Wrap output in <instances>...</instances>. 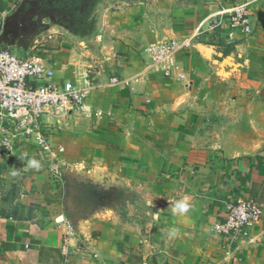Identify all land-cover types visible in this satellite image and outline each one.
<instances>
[{
	"label": "crops",
	"instance_id": "obj_1",
	"mask_svg": "<svg viewBox=\"0 0 264 264\" xmlns=\"http://www.w3.org/2000/svg\"><path fill=\"white\" fill-rule=\"evenodd\" d=\"M242 1L249 2L250 33L222 27L201 32L177 56L184 80L141 73L150 43L163 35L183 40L217 8ZM160 3L112 8L97 0L83 29L53 33L57 25L32 29L31 1L0 0V37L9 41L0 46L45 56L55 82L92 86L81 107L65 113L48 108L42 116L49 142L64 148L66 172L97 176L132 199L125 210L104 208L71 219L34 138L0 132V264H264V213L235 237L214 230L230 203L264 201V158L230 153L208 89L219 70L233 73L229 59L235 54L252 75L246 83L264 86V0ZM24 21L28 32L16 36ZM220 43L227 46L219 52L214 46ZM222 55L231 70L218 64ZM112 76L119 82L109 84ZM22 153L40 161V169L27 168ZM184 196L191 209L173 215L171 202ZM64 219L75 227L66 253Z\"/></svg>",
	"mask_w": 264,
	"mask_h": 264
},
{
	"label": "built area",
	"instance_id": "obj_2",
	"mask_svg": "<svg viewBox=\"0 0 264 264\" xmlns=\"http://www.w3.org/2000/svg\"><path fill=\"white\" fill-rule=\"evenodd\" d=\"M218 27L250 33L249 2L221 7L201 20L183 40L164 37L151 43L147 47L148 59L141 73L158 72L171 80H184L186 75L180 68L177 54L201 32ZM108 82L116 84L119 79L112 76ZM91 87L86 84L76 88L68 81L55 82L54 71L45 56L40 53L20 56L11 47L0 46V132L27 140L34 138L36 150L55 182L62 180L67 163L62 158L64 148L49 142L42 116L48 108L65 113L81 107ZM2 147L9 148L8 139L3 140ZM263 213V205L254 197L236 200L226 207L214 230L222 236L235 237L246 225L258 222ZM62 226V250L66 253L69 239L75 236V227L70 219H64Z\"/></svg>",
	"mask_w": 264,
	"mask_h": 264
},
{
	"label": "rangeland",
	"instance_id": "obj_3",
	"mask_svg": "<svg viewBox=\"0 0 264 264\" xmlns=\"http://www.w3.org/2000/svg\"><path fill=\"white\" fill-rule=\"evenodd\" d=\"M29 1L33 4L34 10L32 19L30 17L31 21L34 20L32 21L33 30L38 31L49 25L54 27L57 25V27L52 28L54 29L52 32L58 33L57 30L68 29L74 31L82 25V22H76L70 11L66 12L64 9L55 7L50 0ZM146 1L151 0H105L107 5L112 8H117L124 3L134 5ZM154 2L156 5L161 0H154ZM95 3H97V0H95ZM160 6L163 8L162 4ZM220 8H217V10ZM164 37L168 36L163 35L158 40ZM211 44L215 45L216 43L210 42ZM226 46V44L220 43L214 47L219 50ZM216 57L218 56L216 55ZM224 58L227 59L228 57L222 55L217 58L218 64L220 67L228 66V70H231L230 67L235 65L233 73L219 70L214 74L217 75V81L212 84V87L208 88L214 93L217 100L215 105H217V111L220 114L217 122L224 131L223 135L220 136L223 139L227 135L226 147L229 148L230 153L242 157H252L256 160L261 157L264 158V86L246 83L248 79H252V75L245 67L242 68L240 58L236 54L229 59L233 65L224 63ZM44 129L46 128L44 127ZM61 179L58 181L62 194L61 203L63 209L71 215V219L75 218L80 212L95 211L96 215L99 209L103 210L104 208L125 210L127 204L132 201L130 193H125L110 183L100 182L97 176L78 178L72 177L69 172H62ZM8 190L10 191V189ZM261 204L263 205L264 201Z\"/></svg>",
	"mask_w": 264,
	"mask_h": 264
},
{
	"label": "clouds",
	"instance_id": "obj_4",
	"mask_svg": "<svg viewBox=\"0 0 264 264\" xmlns=\"http://www.w3.org/2000/svg\"><path fill=\"white\" fill-rule=\"evenodd\" d=\"M20 160L24 161V164L26 165L27 168L30 169H36L39 170L41 167L40 161H38L34 157H28L27 153H22V155L19 157ZM13 176L18 175L17 171H13L11 173ZM146 204L149 208H152L153 205V199H149L146 201ZM171 211L173 215H184L189 212L191 209L192 205L189 202V199L187 196H184L178 200H174L171 202ZM160 211H155L152 213L153 220L158 219ZM172 234H175V230H172Z\"/></svg>",
	"mask_w": 264,
	"mask_h": 264
},
{
	"label": "trees",
	"instance_id": "obj_5",
	"mask_svg": "<svg viewBox=\"0 0 264 264\" xmlns=\"http://www.w3.org/2000/svg\"><path fill=\"white\" fill-rule=\"evenodd\" d=\"M57 8L71 12L76 22H82L79 29L85 27V20L90 16L95 0H50Z\"/></svg>",
	"mask_w": 264,
	"mask_h": 264
},
{
	"label": "water",
	"instance_id": "obj_6",
	"mask_svg": "<svg viewBox=\"0 0 264 264\" xmlns=\"http://www.w3.org/2000/svg\"><path fill=\"white\" fill-rule=\"evenodd\" d=\"M33 12H34V10H32L31 15H34ZM23 24H24L25 28H24L22 31H19V32L16 34V36H19V35H21V34H26V33L28 32V23H27L26 21H24ZM24 41H25V42H24ZM26 41H27V37H23V41L21 40L20 44L24 46L25 43H26ZM8 42H9V41L7 40V37H0V44H1V43L7 44ZM11 44H13V42H11ZM66 173H67V172H66ZM71 176H72V174H71Z\"/></svg>",
	"mask_w": 264,
	"mask_h": 264
}]
</instances>
